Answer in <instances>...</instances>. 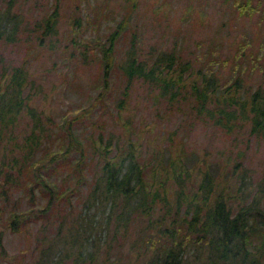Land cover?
Wrapping results in <instances>:
<instances>
[{"label": "trees", "instance_id": "1", "mask_svg": "<svg viewBox=\"0 0 264 264\" xmlns=\"http://www.w3.org/2000/svg\"><path fill=\"white\" fill-rule=\"evenodd\" d=\"M15 1L0 6V38L10 43L19 41L23 22ZM221 1L240 15L264 19L263 0ZM138 5L139 0H122L124 13L99 41L95 97L100 102L110 93L116 43ZM58 9L57 3L37 20L34 29L42 32L35 36L37 45L54 32ZM201 64L184 58L176 42L171 48L152 43L145 50L133 32L120 64L125 85L119 110L140 84L170 108L188 105L190 123L209 122L235 137L237 130L249 127L250 134L264 138V87L248 85L240 71L224 76L215 64ZM6 70L0 74L1 231L29 236L37 224L31 264H264V192L247 187L242 156L221 170L208 150L186 149V136H177L176 129L163 130V145L148 152L141 135H111L103 145L100 133L99 141L90 144L99 167L88 184L77 118L57 124L47 116L57 124L48 127L43 112L30 105L27 69L12 64ZM25 114L32 126L19 137L16 127ZM85 187L80 211L72 215ZM91 203L95 216L86 215ZM135 224L139 231L130 241L133 253L112 254L113 244L122 245L115 241L127 237ZM6 253L0 237V255Z\"/></svg>", "mask_w": 264, "mask_h": 264}, {"label": "rangeland", "instance_id": "2", "mask_svg": "<svg viewBox=\"0 0 264 264\" xmlns=\"http://www.w3.org/2000/svg\"><path fill=\"white\" fill-rule=\"evenodd\" d=\"M6 2L0 0V6L4 7ZM57 3V26L44 44L37 45L35 36L42 32L34 29L35 24ZM260 4L263 6L262 2ZM14 10L23 13L20 37L14 43L0 38V74L7 68L6 74L12 64L27 69L26 91L30 95V105L43 112L42 119L48 127L54 128L63 119L77 118L75 127L86 148L88 184L92 185V173L99 167L90 144L95 138L99 141L100 133L103 145L111 135H141L143 150L148 152V148L163 145V130L176 129L177 136H186V149L192 145L201 154L208 150L209 157L221 170L226 164L229 168L238 155L242 156L247 187L252 193L264 192V138L250 134L249 127L237 130L235 137L234 133H226L209 122L190 123L193 116L186 112L188 105L170 108L147 86L140 84L132 90L127 107L118 108L125 85L120 64L133 32L143 41L145 50L152 43L171 48L176 42L182 56L194 64L202 63L205 67L215 64L224 76L240 71L248 85L264 87V19L259 14L240 15L221 0H139L127 29L116 43L110 93L100 102L95 97L100 89L95 87L99 66L95 53L99 41L107 37L124 13L122 0H16ZM238 52L242 55L236 56ZM47 116L58 123L46 120ZM125 122L130 126L126 127ZM17 125L16 136L19 133L21 137L30 131L32 120L25 114ZM86 189L80 202H75L72 215L80 211ZM23 205H26L25 197ZM91 205L93 208L87 216H95L96 206ZM1 226L0 221V237L7 253L0 255V264H31L37 244V224L33 225L34 232L29 236L6 229L1 231ZM138 231L137 225L132 226L127 237L115 241L122 245L113 244L111 253H133L130 241Z\"/></svg>", "mask_w": 264, "mask_h": 264}]
</instances>
